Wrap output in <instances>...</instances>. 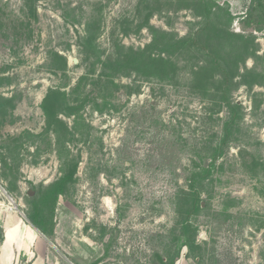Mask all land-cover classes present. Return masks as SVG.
<instances>
[{"label":"rangeland","instance_id":"rangeland-1","mask_svg":"<svg viewBox=\"0 0 264 264\" xmlns=\"http://www.w3.org/2000/svg\"><path fill=\"white\" fill-rule=\"evenodd\" d=\"M252 3L0 0V264H264Z\"/></svg>","mask_w":264,"mask_h":264},{"label":"trees","instance_id":"trees-1","mask_svg":"<svg viewBox=\"0 0 264 264\" xmlns=\"http://www.w3.org/2000/svg\"><path fill=\"white\" fill-rule=\"evenodd\" d=\"M262 0H254V3H252V10H255V8H260V7H264V4H259V7H255V6H257V4L259 3V2H261ZM231 77H233V74H231ZM229 85V80H228V76H224V80L222 81V83H221V88H222V93H225V91H226V88H227V86ZM227 98H228V94H223V98H222V101H225V102H227ZM79 103V102H78ZM82 104V103H81ZM235 107L236 108H239L238 107V105L236 104L235 105ZM71 179H72V177H73V175H70L69 176ZM65 179L66 180H68V176H66L65 178H64V181H65ZM195 179H196V181H197V176H195ZM196 181H194L193 183H195ZM194 185L192 184V187H193ZM60 193V192H59ZM57 195H58V193H57ZM196 201H197V198L195 197V199L193 200V203L194 204H196ZM188 228V227H187ZM185 232H189V233H191L192 231L190 230V228H188V229H185ZM189 240H191V238L189 239ZM2 241V234H0V242Z\"/></svg>","mask_w":264,"mask_h":264},{"label":"bare ground","instance_id":"bare-ground-1","mask_svg":"<svg viewBox=\"0 0 264 264\" xmlns=\"http://www.w3.org/2000/svg\"><path fill=\"white\" fill-rule=\"evenodd\" d=\"M10 236H11V234H10V232H8V237L10 238ZM10 241V240H9Z\"/></svg>","mask_w":264,"mask_h":264}]
</instances>
